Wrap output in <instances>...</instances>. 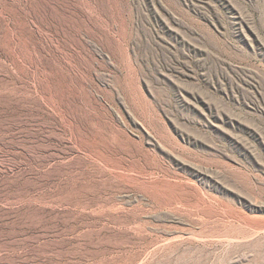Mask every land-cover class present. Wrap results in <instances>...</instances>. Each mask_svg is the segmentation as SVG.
Here are the masks:
<instances>
[{
	"label": "rangeland",
	"instance_id": "374dc122",
	"mask_svg": "<svg viewBox=\"0 0 264 264\" xmlns=\"http://www.w3.org/2000/svg\"><path fill=\"white\" fill-rule=\"evenodd\" d=\"M0 264H264V0H0Z\"/></svg>",
	"mask_w": 264,
	"mask_h": 264
}]
</instances>
